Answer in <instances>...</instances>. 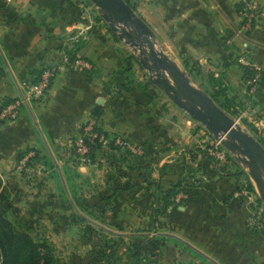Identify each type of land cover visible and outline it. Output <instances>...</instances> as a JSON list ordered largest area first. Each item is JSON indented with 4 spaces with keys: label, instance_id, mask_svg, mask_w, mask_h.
I'll return each mask as SVG.
<instances>
[{
    "label": "crops",
    "instance_id": "1",
    "mask_svg": "<svg viewBox=\"0 0 264 264\" xmlns=\"http://www.w3.org/2000/svg\"><path fill=\"white\" fill-rule=\"evenodd\" d=\"M127 2L132 4L133 0ZM135 2L136 16L149 29L157 50L190 76L193 85L203 86L204 93L218 86H230L245 106L248 88L238 57L245 51L248 58L257 61L262 79L249 117L255 126H264V0H258L261 14L252 31L245 34L240 29V0ZM75 36L82 42L77 58L89 62L91 69L69 59L68 51L77 41L72 39ZM119 42L103 13L90 0H0V108L20 99L24 84L36 82L42 70L57 68L41 99L28 100L16 119L0 122V176L12 197L19 200L13 182L21 178L16 171L22 153L41 156L47 148L60 153L69 139L79 136L97 106L103 108L100 121L105 127L109 124L110 133L147 142L150 149L161 142L158 134H162L165 149H171V154L175 151L176 157L169 159L170 153L163 149L161 156L153 155L151 166H157V170L149 172L146 179L129 173L135 165L125 158L112 160L110 166L105 165L104 174L91 175L98 177L100 191L84 196L76 173L60 176L65 196L75 197L77 207L84 206L82 197L89 199L85 201L89 206H105L107 203L101 198L118 192L117 205L106 206V213L120 214L122 221L125 216L129 225L123 228L139 227L146 221L143 214L147 219L152 207L163 205L160 198L168 184L192 169L184 155L206 141L196 139L198 133L193 136L195 125L201 123L170 104L171 98L162 93L163 88L145 84L142 77L135 84L139 88L144 85L143 91L135 88L134 92L113 97L107 89V80L126 65ZM160 101L161 107L156 108ZM202 162L198 173H191L195 183L187 189L186 198L178 200V193L174 204L156 223L163 236L169 238L167 256L177 260L185 256L197 263L199 254L203 264H264V239L248 229L244 201L234 198V192L245 185L244 168L232 162L226 167L223 163ZM109 175L113 181L107 184ZM93 177L88 176L87 181L94 188ZM65 182H70L71 193ZM148 182L154 184L145 188ZM95 197L99 200L92 202ZM182 245L185 248L179 247ZM166 248L159 249L156 256H161Z\"/></svg>",
    "mask_w": 264,
    "mask_h": 264
},
{
    "label": "rangeland",
    "instance_id": "2",
    "mask_svg": "<svg viewBox=\"0 0 264 264\" xmlns=\"http://www.w3.org/2000/svg\"><path fill=\"white\" fill-rule=\"evenodd\" d=\"M124 1L129 5V7H131L133 13L136 15V8L134 6L136 5L135 0H133L132 4L128 3L127 0ZM101 12L103 14L106 13V11L103 9ZM107 21L112 27V32L120 41L119 48L124 52L126 61V65L121 70L117 71L106 82L108 86L107 89L112 92L113 97L118 95L121 96L125 93L134 92L135 88H139V86L135 83L141 77L143 78L145 84H148L153 88L154 86H159L158 84L153 82V78L157 77V74L150 59L149 48L146 43L142 42L139 39L136 34L135 28L128 23H117L114 20ZM242 33L245 34V32ZM189 77L190 76H187V78L190 80ZM168 78L171 83L174 84L172 78L169 75ZM259 82L254 94L250 93L248 89V100L246 101V103H244V108L239 109V114H235L234 112L227 111L223 108L222 109L233 119V121H235L236 125L240 129L260 142V140L264 139V126H255L254 120H251V118L249 117L251 116V111H254L253 104H255L256 102L254 98L256 97V93L258 91ZM143 86L139 88L141 91H143L145 88ZM194 86L198 90L203 92V86L197 84H195ZM163 92L165 91L163 90L162 93ZM205 93L213 100V102L217 106H219L212 98L210 92L206 91ZM155 94H157L160 98L163 97V94H161L160 92L155 91ZM168 102L170 104L177 105L172 98ZM122 103L127 104L129 102L126 103V101H122ZM158 106L159 107L156 106V108L161 107V101L160 103H158ZM235 110L237 109L235 108ZM90 120L96 121V124L94 126L95 131L99 133L104 132L106 134L107 142L104 143L103 141L96 139L93 143H90L88 142V140H86L85 142L90 144L91 149L86 154H81V152L78 151V147L76 146V141L82 136V134L84 133V129L87 127ZM90 120L83 124L79 136L71 138L66 142L63 151H61L60 153L47 148L45 149L44 155H39L38 159L40 160L35 161H33L35 153H25V155L30 156V158L23 170L19 169L20 164L17 166L16 174L21 178H17L18 181L15 180L13 182L19 200L14 203V206L9 215L10 218L14 222L18 221V223L19 221L21 223L28 221L32 225V235L35 238L44 239L51 243L56 256L64 261L69 262V264H96L97 262H99L100 264V262H103L104 259L100 256L99 253L101 250L100 248L103 245V240L105 238L108 239L111 237L109 234H107L109 232L114 233L115 235L125 236V242L127 243L130 242V239L127 238L129 235L142 236L138 239L137 242L143 241L144 238L146 239L148 237H155V235L157 234L162 236L165 235L160 232L162 228L160 230L157 229V231H155L154 229H150L149 215L147 219H144L145 215L143 214V220H146L145 222L147 224L144 222L143 225L139 227L132 226L123 228V225H129V222L125 220V216L122 217V221L120 218V214L106 213L103 215L99 210H96V213L94 215H91L84 209V206L77 207L74 204V201L76 200L75 197L73 198L69 196V198H67L65 196L64 187L60 182V176L69 177L76 173L80 178L76 179V181L79 182V190L84 196V194H93V191H100V183H97L99 182L97 180V174H104L105 165L107 166L109 164L110 166L111 161H116V159L119 157L125 158L128 163L135 165L134 170L129 171V173L140 174L142 175V179L149 178V172L153 174L154 169L157 170V166H151V163L154 159L152 156H161L160 151H162V149L170 153L169 159H174V157H176L174 155L176 154L175 151L174 154H171V149H165L167 148V145L164 144L165 139L163 137L164 135L162 134H158L162 136L159 140L161 142L153 144L156 147L152 146V148L150 149L148 146H146L147 142L133 141L121 135L110 133V131L107 129L109 128V124L107 123L105 127L100 119L92 118ZM203 126V124L195 125V133L193 134V136L198 133L197 135L200 136H196V139H205L206 141L204 143H200L197 149L187 151V154L184 155L187 158V161H190L189 164L191 165L192 169H189L185 175L178 177L175 182L171 181V183L169 181L171 184H168L167 188L169 189L175 183L182 182L179 194L185 196L181 200L185 199L187 196V189L189 188V186H191V184L195 183L194 174L192 175L191 173H198V168L201 166V164L203 163L202 161L204 160L216 165H221L223 163V167L230 166L228 164L230 162H232V164H237V167H243L245 185L243 187H239L234 192V198L239 201H244V205L247 208L245 223L248 229L254 232L257 235V238L259 237L264 239V199L262 198L261 191L253 178L251 168L247 163L239 158L242 154L238 150H236L233 146H226L224 144V142L231 143L230 139L227 136H216L209 129L203 128ZM118 139L124 142L125 145L122 147L119 146L116 143ZM217 143H219L218 146L216 145ZM129 146L138 148L140 152L136 153L132 151ZM215 146L218 147L219 151L226 155V162L220 161L216 158V156L210 154L209 149H213ZM242 156L244 157L245 155ZM145 163L146 165L143 166V164ZM87 165L92 166L87 167ZM213 167H215V165H213ZM218 168L222 167L218 166ZM156 170L154 174L157 177L158 174ZM94 173L97 175L96 177L91 176ZM80 174L82 175V177ZM88 176L94 178V188L96 189L91 186L93 184L91 183V181L88 183ZM249 181L251 182L253 189H249ZM148 183H146L147 186L145 188H149L151 184H154L153 182L149 184ZM64 185L68 186L70 192V182H65ZM243 191H247L248 194L236 195L237 192ZM80 199L81 204L83 202L85 204V200H89L88 198L85 199L84 197ZM95 200H99V197L91 198L92 202H94ZM78 214L84 217L86 221L80 220V218H78ZM250 219H254L256 221L253 226L249 225ZM102 228L105 229L107 233H104L103 230H101ZM114 243L115 247L121 254L122 263L131 264L132 260L124 255L126 252L123 248L124 245H122L121 242L117 239ZM179 247L185 248V246L183 245ZM163 248L165 249L166 246ZM166 251L167 248L161 256L151 257L149 249L146 247L143 248L144 254L148 255L147 260L144 263L203 264V257L199 254V261L195 263V261L193 262L189 258L186 259L185 256L180 260H177L174 257H169L167 256ZM257 264L260 263L257 261Z\"/></svg>",
    "mask_w": 264,
    "mask_h": 264
},
{
    "label": "trees",
    "instance_id": "3",
    "mask_svg": "<svg viewBox=\"0 0 264 264\" xmlns=\"http://www.w3.org/2000/svg\"><path fill=\"white\" fill-rule=\"evenodd\" d=\"M239 9V8H238ZM82 47L81 40H77L74 46L68 51L69 59L75 62L77 58V52ZM245 70V69H244ZM43 71V70H42ZM41 71V72H42ZM41 74V73H40ZM251 76V72H245V80ZM212 98L216 103L223 109L227 111H232L235 114H239V109L244 108L241 99L235 94L230 86H218V88H213L209 91ZM235 108L237 110H235ZM103 113V108L97 106L93 111V118L100 119ZM264 145V139L260 140ZM27 153V152H25ZM22 153V157L25 155ZM39 155L35 154L34 159H38ZM122 158L119 157L116 161H120ZM113 176L107 177V184L113 181ZM181 183H175L172 185L162 196V206L152 207V212L149 214V227L157 231L158 227L156 223L159 218L166 212L167 208L174 204L176 195L180 192ZM160 189V187H159ZM249 189H253L251 182L249 181ZM118 192H115L112 197H102L101 202H106L104 206H98V204L89 206L86 202L84 204V209L91 215L99 210L101 214H106V206L113 204L117 205ZM17 201L16 197H12L8 188L3 184V180L0 176V264H69V262L58 258L54 252V248L51 243L47 240L35 238L32 235V225L25 221L21 223L19 221L14 222L10 218V212ZM86 201V200H85ZM78 218L82 221H86L84 217L78 214ZM104 233H107L105 229ZM111 237L103 240V245L101 246L100 256L104 259L100 264H123L122 257L119 250L115 247L116 239L124 245L125 256L132 260L131 264H146L148 255H145L143 248H148L151 257L157 255V251L167 245L169 238L162 235H155L152 238H144L143 241L137 242L142 236L129 235L127 238L130 242H125V236L115 235L114 233H107ZM152 262V261H151ZM96 264H99L97 262Z\"/></svg>",
    "mask_w": 264,
    "mask_h": 264
},
{
    "label": "water",
    "instance_id": "4",
    "mask_svg": "<svg viewBox=\"0 0 264 264\" xmlns=\"http://www.w3.org/2000/svg\"><path fill=\"white\" fill-rule=\"evenodd\" d=\"M99 10H105L103 16L107 20L132 25L139 39L149 48L150 59L156 70L157 77L153 82L163 88L173 101L184 109L192 119L203 124L216 136H227L233 146L242 155H246V162L253 166V178L264 199V181L260 167L264 170V146L240 129L235 121L204 92L198 90L164 54L157 50L149 33V29L134 13L124 0H90ZM129 34V33H128ZM172 78L173 83L168 78ZM241 160L242 156L239 157Z\"/></svg>",
    "mask_w": 264,
    "mask_h": 264
},
{
    "label": "built area",
    "instance_id": "5",
    "mask_svg": "<svg viewBox=\"0 0 264 264\" xmlns=\"http://www.w3.org/2000/svg\"><path fill=\"white\" fill-rule=\"evenodd\" d=\"M238 14L241 19L240 23V29L242 32L250 33L253 29V26L257 19L259 18L261 14V6L258 2V0H240L239 2V9ZM77 36H75L74 40H77ZM77 64L81 65L85 69H91L92 66L89 62L77 59L75 61ZM238 62L244 67L245 72L250 71L251 76L247 79V85L249 92L254 94L256 92L257 84L262 78V69L261 66L257 61L254 59L248 58L246 52L244 51L239 57ZM57 74V68L52 66L44 69L38 80L34 83H27L24 84V92L22 94V97L20 99H15L11 102H8L4 104L0 108V122L5 120H12L16 119L19 116L21 106L27 102L28 100H39L41 99L45 92L49 89V87L52 84V81L54 77ZM96 121L90 120L87 127L84 129V133L82 136L76 141V146L78 147V151L81 152V154H86L91 149V146L89 143H86L85 141L88 140V142H94L96 139H99L100 141H103L104 143L107 142L106 134L104 132L99 133L95 131ZM116 143L119 146H124L125 143L122 142L120 139L116 141ZM219 143L216 145L218 146ZM215 146L213 149H209L210 154L216 156L217 159L220 161L226 162V155L223 154L221 151L218 150V147ZM130 149L136 153H139L140 150L138 148H134L129 146ZM30 156L26 155L22 158L21 162L19 163V169L23 170L26 167V163L29 160ZM248 194L247 191L243 192H237L236 195H243ZM185 196L182 194H179L178 200H181ZM254 219L249 220V225L253 226L255 224Z\"/></svg>",
    "mask_w": 264,
    "mask_h": 264
},
{
    "label": "bare ground",
    "instance_id": "6",
    "mask_svg": "<svg viewBox=\"0 0 264 264\" xmlns=\"http://www.w3.org/2000/svg\"><path fill=\"white\" fill-rule=\"evenodd\" d=\"M242 156V155H241ZM246 157V155L243 157L242 156V159H243V161L245 162V163H247L246 162V159L247 158H245ZM248 165H249V167L251 168V172H253V166H252V164H250V163H247ZM260 171H261V174H262V176H263V181H264V170L260 167Z\"/></svg>",
    "mask_w": 264,
    "mask_h": 264
}]
</instances>
